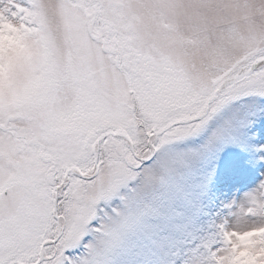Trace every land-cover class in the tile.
Wrapping results in <instances>:
<instances>
[{"label":"snow or ice","instance_id":"snow-or-ice-1","mask_svg":"<svg viewBox=\"0 0 264 264\" xmlns=\"http://www.w3.org/2000/svg\"><path fill=\"white\" fill-rule=\"evenodd\" d=\"M264 0H0V264H264Z\"/></svg>","mask_w":264,"mask_h":264},{"label":"rangeland","instance_id":"rangeland-1","mask_svg":"<svg viewBox=\"0 0 264 264\" xmlns=\"http://www.w3.org/2000/svg\"><path fill=\"white\" fill-rule=\"evenodd\" d=\"M254 130L261 133L264 141V118H261L254 126ZM252 157L235 149H228L218 161L217 182L225 192L233 194L250 186L264 171V163L255 166L250 163Z\"/></svg>","mask_w":264,"mask_h":264}]
</instances>
